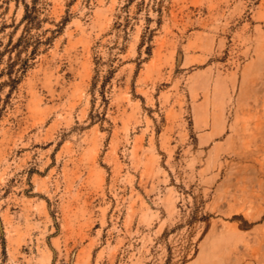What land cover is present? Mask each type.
Masks as SVG:
<instances>
[{"label": "rangeland", "instance_id": "374dc122", "mask_svg": "<svg viewBox=\"0 0 264 264\" xmlns=\"http://www.w3.org/2000/svg\"><path fill=\"white\" fill-rule=\"evenodd\" d=\"M38 7L54 41L0 89V264H264V0Z\"/></svg>", "mask_w": 264, "mask_h": 264}, {"label": "trees", "instance_id": "16d2710c", "mask_svg": "<svg viewBox=\"0 0 264 264\" xmlns=\"http://www.w3.org/2000/svg\"><path fill=\"white\" fill-rule=\"evenodd\" d=\"M24 7L25 12L21 22L24 25L23 33L16 43H13L11 40L7 44L6 50L0 56L1 67L4 56L9 54L6 68L2 71L0 69V79L6 75L8 76V80L3 83L0 82V89L6 86H12V89H15L21 83L28 69L32 66L31 61L36 59L40 52V47L42 45H51L54 41L53 37L42 41L33 34V31L40 29L44 22V20L40 19L41 10L38 7V0H33L32 5L24 2ZM67 21L62 22V25H66ZM60 29H63V26H60ZM56 32L61 33V30H56ZM14 53L15 56H13ZM24 53L27 54L26 58L22 57Z\"/></svg>", "mask_w": 264, "mask_h": 264}]
</instances>
